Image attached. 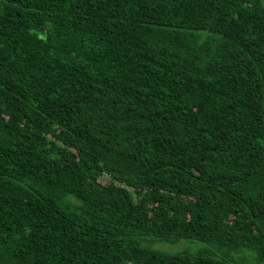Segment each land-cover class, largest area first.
<instances>
[{
    "label": "trees",
    "instance_id": "obj_1",
    "mask_svg": "<svg viewBox=\"0 0 264 264\" xmlns=\"http://www.w3.org/2000/svg\"><path fill=\"white\" fill-rule=\"evenodd\" d=\"M0 264H264V0H0Z\"/></svg>",
    "mask_w": 264,
    "mask_h": 264
},
{
    "label": "rangeland",
    "instance_id": "obj_2",
    "mask_svg": "<svg viewBox=\"0 0 264 264\" xmlns=\"http://www.w3.org/2000/svg\"><path fill=\"white\" fill-rule=\"evenodd\" d=\"M186 242L185 241H182L180 244H177V245H170V247L168 249L172 250V251H175V250H180L182 249V245L185 244ZM172 248V249H171Z\"/></svg>",
    "mask_w": 264,
    "mask_h": 264
}]
</instances>
